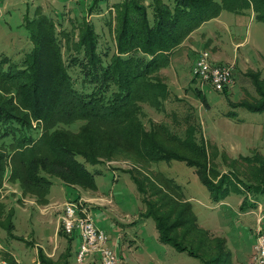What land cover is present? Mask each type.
I'll return each instance as SVG.
<instances>
[{"label":"trees","instance_id":"obj_1","mask_svg":"<svg viewBox=\"0 0 264 264\" xmlns=\"http://www.w3.org/2000/svg\"><path fill=\"white\" fill-rule=\"evenodd\" d=\"M255 3L264 7V0ZM113 7L107 34L86 18H73L67 29L39 18L31 29L34 46L20 61L0 56V188L11 181L23 195L45 203L53 178L93 190L95 172L85 163L125 159L132 166L119 169L130 174L159 239L203 264H229L225 239L210 236L181 185L151 165L184 161L214 202L237 193L244 197L240 208H251L264 196L263 155H240L220 171L192 107L180 119L177 110H167L170 89L161 72L189 33L221 8L241 13L242 1L121 0ZM252 80L260 96L246 105L262 110L264 79ZM4 214L0 204V225L10 218L6 213L2 222ZM67 250L53 259L38 250L39 264H71ZM9 262L18 264L11 256Z\"/></svg>","mask_w":264,"mask_h":264},{"label":"rangeland","instance_id":"obj_2","mask_svg":"<svg viewBox=\"0 0 264 264\" xmlns=\"http://www.w3.org/2000/svg\"><path fill=\"white\" fill-rule=\"evenodd\" d=\"M118 1L121 0H0V56L15 63L20 61L34 46L31 29L39 18L47 17L57 29H67L73 18H86L97 31L107 34L106 21L115 15L113 4ZM241 1V13L221 8L219 15L189 33L172 53L170 62L161 67L170 89L167 110H177L180 119L186 107H192L209 151L215 156L213 161L224 172L240 155L259 151L264 157V109L254 110L246 105H255L260 96L253 77L264 79V7L255 0ZM89 7L93 8L90 12ZM203 50L214 65L232 67V82L225 87L226 92L216 91L210 83L193 75V57ZM111 163H85L89 171L95 172L93 190L66 186L53 178L45 203L23 195L17 183L4 182L0 204L5 205V214L10 213V218L6 222L5 214L1 218L4 225H0V261L10 264L6 255L9 251L13 260L21 261L18 264H34L35 243L47 248L55 246L52 259L64 257L69 246L68 258L74 261L79 234L65 232L69 235L67 240L59 232L65 201L80 200L96 226L107 234L118 264H203L198 257L159 239L155 221L146 216L130 174L119 169L132 164L125 159ZM151 169L180 184L198 224L210 236L225 239L226 262L252 264L255 230L258 226L264 228V222H257L258 206H264V196H259V204L251 208H240L242 202L237 193L214 202L194 167L184 161L164 159L153 162ZM151 174L154 176V172ZM7 220L12 226L8 227ZM84 258L81 264L101 263L98 253H86ZM75 264L80 263L76 260Z\"/></svg>","mask_w":264,"mask_h":264},{"label":"built area","instance_id":"obj_3","mask_svg":"<svg viewBox=\"0 0 264 264\" xmlns=\"http://www.w3.org/2000/svg\"><path fill=\"white\" fill-rule=\"evenodd\" d=\"M1 6V3H0ZM232 67L227 65H214L206 50L200 51L192 65V73L203 82H208L218 91L232 82ZM82 201H65L63 205L62 229L65 232L76 231L80 237L79 249L76 260L82 263L86 253H98L100 264H118V257L108 245V236L105 231L98 228L90 216L89 211ZM257 222H264V206H258ZM252 264H264V228L258 226L255 231V243L253 245ZM0 264H6L0 261ZM251 264V263H250Z\"/></svg>","mask_w":264,"mask_h":264},{"label":"crops","instance_id":"obj_4","mask_svg":"<svg viewBox=\"0 0 264 264\" xmlns=\"http://www.w3.org/2000/svg\"><path fill=\"white\" fill-rule=\"evenodd\" d=\"M196 56H197V54H195L194 55V59L193 60H195V58H196ZM243 196L242 195H240V199H239V201H243ZM250 200L252 201V198H250ZM257 204H259L258 202H257ZM247 206V203L246 204H244V208ZM258 217V216H257ZM256 231V230H255ZM39 242H41V241H39ZM80 243V242H79ZM80 245V244H79ZM79 245H78V247H79ZM34 246L36 247V249H35V257L33 258V262H34V264H36V263H39V259H38V250H43V252L46 254V256L48 257V258H52L53 257V254H54V249H55V246H52V248L51 247H49V248H47V247H44L43 245H41L40 243H35L34 244ZM77 247V248H78ZM4 250L5 251H7L5 248H4ZM76 252H77V249H76V251H75V253H74V261L73 260H71L70 262L72 263V264H75V261H76V258H75V256H76ZM6 255L8 256V257H10L11 255H9V251H7V253H6ZM89 257V256H88ZM17 262H20L21 263V261H19V260H17Z\"/></svg>","mask_w":264,"mask_h":264},{"label":"bare ground","instance_id":"obj_5","mask_svg":"<svg viewBox=\"0 0 264 264\" xmlns=\"http://www.w3.org/2000/svg\"><path fill=\"white\" fill-rule=\"evenodd\" d=\"M193 75H194V74H193ZM224 88H225V87H224ZM224 88H223V89H224ZM223 89H221V90H223Z\"/></svg>","mask_w":264,"mask_h":264}]
</instances>
